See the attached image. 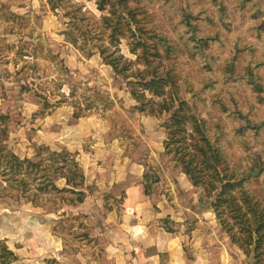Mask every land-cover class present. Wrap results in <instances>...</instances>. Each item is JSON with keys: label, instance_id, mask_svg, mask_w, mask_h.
Returning <instances> with one entry per match:
<instances>
[{"label": "rangeland", "instance_id": "374dc122", "mask_svg": "<svg viewBox=\"0 0 264 264\" xmlns=\"http://www.w3.org/2000/svg\"><path fill=\"white\" fill-rule=\"evenodd\" d=\"M246 1L130 3L172 33L177 63L167 61L180 74L182 97L208 125L213 141L221 134L230 167L252 169L244 188L264 201V0L245 6ZM105 13L96 0H66L53 11L47 0H0V129L8 125L7 143L17 155L41 162L34 172L20 170L14 177L2 171L10 167L8 155L0 162V240L17 255L12 264H90L104 254L100 245L123 243L121 196L125 184L136 183L127 179L131 174L158 179L153 195L167 201L180 194L177 182L193 185L166 151L161 124L169 114L139 111L121 75L101 56L99 46L109 45ZM184 13L193 26L185 24ZM181 32L191 40L184 42ZM121 53L123 64L135 60L127 39L116 52ZM248 121L258 134H243ZM66 151H77L84 167V201L72 202L74 193L52 185L38 187L52 172L48 164L62 165ZM57 183L66 185L65 179ZM177 221L165 217L163 226L173 231ZM243 254L245 264H255Z\"/></svg>", "mask_w": 264, "mask_h": 264}, {"label": "trees", "instance_id": "16d2710c", "mask_svg": "<svg viewBox=\"0 0 264 264\" xmlns=\"http://www.w3.org/2000/svg\"><path fill=\"white\" fill-rule=\"evenodd\" d=\"M65 1L47 0L52 11L57 10ZM250 1L247 0L244 5H248ZM96 2L100 10L107 11L103 14L102 20L109 45L99 46L101 56L113 67L115 73L121 75L127 90L136 100L137 104L134 106L139 111H149L158 116L169 114L161 124L167 132V138L164 140L166 151L173 154L193 185L198 186L206 200L211 202L217 219L241 250L248 256H253L255 264H264V201L261 196L244 188L245 178L252 174V169L242 171L237 166L230 167L222 151L221 134L218 133L213 141L208 133V125L192 109L188 100L182 97L180 74L174 64L167 61L171 58L177 63L173 57L178 46L172 33L168 32L162 21L147 17L145 14L141 15L140 9L132 5L130 0ZM221 4H224V0H221ZM108 5L110 6L107 9ZM184 16L185 24L193 26L190 17L186 13ZM179 35L184 42L191 40L184 32ZM123 39H127L129 50L135 55V60L130 59L129 64L122 63L123 53L116 54ZM200 41L208 42L207 39ZM132 64L144 67L132 71L130 67ZM255 87L263 90L256 81ZM197 94L202 100L203 95L200 92ZM233 108L242 110L239 104H235ZM256 127L257 125H251L248 121L243 125L242 132L248 134L254 130V134H258L257 130L253 129ZM216 128L221 129L220 123ZM9 134L8 125L0 129V162L8 155L6 161L10 164V167H5L2 171L14 177L20 170L26 172L37 170L41 162L17 155L7 143ZM76 152H61L63 164L60 166H54L53 162L48 164L52 172L38 187L45 190L52 185L57 190L74 193L72 202L84 201L88 182ZM248 167L254 168L251 164H248ZM57 179H65L66 185L60 187ZM157 181L158 179H155L151 182L144 177L143 185L147 195H153V185ZM21 183L24 187L28 184L26 179H21ZM124 196L123 194L121 198ZM15 259H17L15 252L5 241L0 240V264H12Z\"/></svg>", "mask_w": 264, "mask_h": 264}, {"label": "crops", "instance_id": "0c3cea01", "mask_svg": "<svg viewBox=\"0 0 264 264\" xmlns=\"http://www.w3.org/2000/svg\"><path fill=\"white\" fill-rule=\"evenodd\" d=\"M138 176L131 174L127 179L136 178V183L123 186L124 209L119 220L126 240L120 245H100L104 254L92 258L90 264H245L243 251L230 243L213 205L198 186L177 182L180 194L167 201L147 195L144 177ZM165 217L178 220L175 230L163 226Z\"/></svg>", "mask_w": 264, "mask_h": 264}]
</instances>
